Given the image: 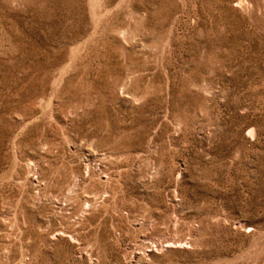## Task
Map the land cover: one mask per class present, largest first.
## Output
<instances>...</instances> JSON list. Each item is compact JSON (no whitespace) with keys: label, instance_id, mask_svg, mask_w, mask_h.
Returning a JSON list of instances; mask_svg holds the SVG:
<instances>
[{"label":"rangeland","instance_id":"374dc122","mask_svg":"<svg viewBox=\"0 0 264 264\" xmlns=\"http://www.w3.org/2000/svg\"><path fill=\"white\" fill-rule=\"evenodd\" d=\"M0 264H264V0H0Z\"/></svg>","mask_w":264,"mask_h":264}]
</instances>
